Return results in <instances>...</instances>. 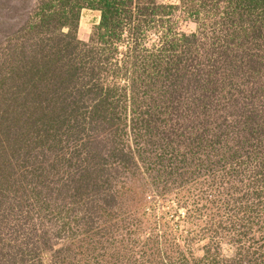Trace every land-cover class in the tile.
Returning a JSON list of instances; mask_svg holds the SVG:
<instances>
[{
	"label": "trees",
	"instance_id": "trees-1",
	"mask_svg": "<svg viewBox=\"0 0 264 264\" xmlns=\"http://www.w3.org/2000/svg\"><path fill=\"white\" fill-rule=\"evenodd\" d=\"M84 8L100 12L89 41ZM16 37L0 264H264V0H43Z\"/></svg>",
	"mask_w": 264,
	"mask_h": 264
},
{
	"label": "rangeland",
	"instance_id": "rangeland-1",
	"mask_svg": "<svg viewBox=\"0 0 264 264\" xmlns=\"http://www.w3.org/2000/svg\"><path fill=\"white\" fill-rule=\"evenodd\" d=\"M42 1L43 0H0V66H3V64L1 63H2V55L4 51L10 48L11 49L15 48L19 45V42L16 40L17 38L16 36L20 35L22 30L31 21V17L34 11ZM158 1L160 3L177 4V5L179 4V0H158ZM171 19L174 22V25L176 26L177 30L179 31L192 33L197 30L196 22H194L190 17H188V15L184 12L182 8H177L174 11ZM99 22H100L99 11L90 8H84L81 11L79 27H78V37L81 40L89 41L96 25ZM16 43L18 44L16 45ZM0 80L2 81V76H0ZM4 102L5 100L3 97V93L1 92L0 89V112L3 111L5 108ZM34 152L37 154L36 157H39L40 151L36 150ZM33 157L31 155V159ZM47 157H50V155L48 154ZM67 170L70 171L72 169L68 168ZM120 177L126 182L130 181L131 184L136 185V183L139 182L137 180L136 181L129 180L126 177V175H121ZM151 181L152 178L149 177L148 175H145L144 182H146V184L149 185L152 184ZM150 189H152V191L155 190L158 193L162 191H166L164 190V188L159 187L156 184L150 186ZM164 193L165 196L157 197L158 199L155 200L152 199L151 201L154 202V206H156L157 209L159 208L158 209L159 214L163 211L169 212L170 214L173 213L174 211H178L179 212L178 219H176L177 225L181 226L183 229V227L186 226V223L182 215L186 209L182 206H179L177 208V205L175 204V198H172L171 200L166 198V196L167 197L173 196L174 192H168L167 190ZM149 195H152V193H148L147 197H149ZM152 196L150 198H147V201L150 202ZM166 201L167 203L163 207L162 204ZM11 240L13 242H20V238H18L15 234H12ZM49 242H51V244L53 245L57 241L51 239V241ZM60 242H63V240ZM226 250H227V254L233 253V251L230 248H226Z\"/></svg>",
	"mask_w": 264,
	"mask_h": 264
}]
</instances>
